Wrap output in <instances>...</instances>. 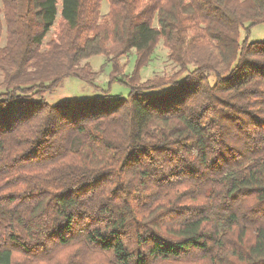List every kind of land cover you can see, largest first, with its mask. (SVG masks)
I'll use <instances>...</instances> for the list:
<instances>
[{"label": "trees", "instance_id": "16d2710c", "mask_svg": "<svg viewBox=\"0 0 264 264\" xmlns=\"http://www.w3.org/2000/svg\"><path fill=\"white\" fill-rule=\"evenodd\" d=\"M106 1L0 0V264H264V0Z\"/></svg>", "mask_w": 264, "mask_h": 264}, {"label": "rangeland", "instance_id": "374dc122", "mask_svg": "<svg viewBox=\"0 0 264 264\" xmlns=\"http://www.w3.org/2000/svg\"><path fill=\"white\" fill-rule=\"evenodd\" d=\"M59 6V4H58ZM108 7L106 0H102L101 12H105ZM54 28V27H53ZM53 28L49 34H52ZM242 30V37H243ZM264 39V24H256L251 27L248 35V41H260ZM135 51L132 49L127 55L120 58V63L123 65V72L126 75L135 68ZM88 61L93 70L97 71V75L92 82H87L78 77L68 76L64 78L60 84L51 92L44 95L46 102L55 103H79L87 101L96 96H101L108 93L110 96L126 97L129 93V86L119 81L109 82V76L112 71L106 57L102 54H95L84 59L82 62ZM177 69L176 65L167 58V49L160 40L154 48L152 56L147 64L139 68L140 80L144 81L153 76H161L170 74ZM1 78V77H0ZM167 87L150 89L151 93H160Z\"/></svg>", "mask_w": 264, "mask_h": 264}, {"label": "crops", "instance_id": "0c3cea01", "mask_svg": "<svg viewBox=\"0 0 264 264\" xmlns=\"http://www.w3.org/2000/svg\"><path fill=\"white\" fill-rule=\"evenodd\" d=\"M105 8L107 9V6Z\"/></svg>", "mask_w": 264, "mask_h": 264}]
</instances>
